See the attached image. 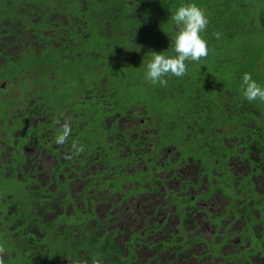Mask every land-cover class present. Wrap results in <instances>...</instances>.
I'll list each match as a JSON object with an SVG mask.
<instances>
[{
    "label": "trees",
    "instance_id": "obj_1",
    "mask_svg": "<svg viewBox=\"0 0 264 264\" xmlns=\"http://www.w3.org/2000/svg\"><path fill=\"white\" fill-rule=\"evenodd\" d=\"M190 3L203 9L209 19L201 33L209 54L199 63L188 62L183 78L168 77L167 86L153 85L145 79L152 51L175 55L172 45L177 30L171 15L180 5ZM244 73H251L264 87V0H0V80H9V86L22 91L24 96H16L24 102L25 97L45 96L41 107L45 120L22 127L21 135L25 139L33 134L40 144L46 141L45 154L58 160L63 185L73 182L74 186L76 180L83 185L76 192L79 200L90 199V194L106 204L119 188L120 169L115 167V159L108 158L106 135L122 130L114 122L109 131L103 127L86 131L85 136L73 126L68 142L52 147L51 137L57 135L53 134L57 132L53 118L64 115L63 120L78 125L81 119L84 124L93 113L98 114L99 104L105 101L109 117L126 116L132 123L138 112H144L154 121L156 137L181 139L178 142L190 144L194 151L207 144L210 130L245 125L253 117V109L264 115V103H250L243 96ZM131 131L121 132L122 143ZM77 135L85 151L68 159ZM8 187L14 192L10 195L14 206L0 214V227L16 226L0 229L9 244L6 264H93L95 260L101 264H162L163 249L175 244L157 231L148 251L142 247L134 251L127 241L119 244L121 234L131 230L143 238L149 232L142 235L127 221L109 220L84 205L57 212L45 201L46 213L56 215L44 219L35 208L42 200L39 204L33 191L14 179ZM50 197L54 204L62 202L60 196ZM2 216L6 220L1 221ZM152 229L156 233V227ZM31 230L36 231H32L35 243L26 237ZM56 252L58 262H49L47 258ZM72 254L77 255L68 258ZM147 254L150 259L144 260ZM35 257L44 261L32 262Z\"/></svg>",
    "mask_w": 264,
    "mask_h": 264
},
{
    "label": "flooded vegetation",
    "instance_id": "obj_2",
    "mask_svg": "<svg viewBox=\"0 0 264 264\" xmlns=\"http://www.w3.org/2000/svg\"><path fill=\"white\" fill-rule=\"evenodd\" d=\"M9 83V80H0V111L5 110L0 114V180L7 184L14 179L33 191L39 204L42 200L41 206L35 208L44 219L56 215L54 211L46 213L43 208L45 201L51 202V209L57 208V212L90 206L101 217L109 216V220L120 222L125 220L134 230L140 229L142 235L149 232L143 238L134 236L131 230L121 234L119 244L124 245L127 241L128 247L134 251L139 247L148 251L150 239L156 238L152 236L163 231L164 236L175 244H168L163 249L159 258L162 264L207 260L213 264H264V115L253 109V117L245 125L240 126L239 123L235 128L226 126L217 131L210 130L207 144H200L193 151L190 144L178 142L181 139L156 137L157 131L152 127L154 121L146 113L138 112L136 121L132 123H128L126 116L115 120V117H109L105 101L101 102L98 125L97 113L85 119L84 124L80 119L78 125L74 121L71 125L79 127L76 129L84 135L86 131L103 127L109 131L114 122L122 130L106 135L110 141L108 158L111 157L112 162L115 159V167L120 169V174L117 177L119 188L112 194L108 193L109 202L104 204L99 197L90 194V199L79 200L76 192L83 185L78 180L74 186L73 182H70L72 186L63 185V178L57 172L58 160L45 154L46 141L38 143L33 134L23 139L22 127L36 125L44 119L41 107L45 96L25 97L24 102L14 95L15 87ZM63 117L52 119L57 130L60 126L57 121L63 123ZM126 129L132 131L122 143L121 132H126ZM51 138L54 140L55 135ZM76 141H79L78 137ZM50 144L57 147L54 142ZM14 152L17 157L13 156ZM96 161L95 154L93 162ZM10 195L7 208L14 206ZM51 195L62 197L60 205L54 204ZM3 219L6 217L2 216L1 221ZM17 221L20 222L19 219ZM15 226L8 223L0 229ZM152 227H156V233ZM32 231L26 232V237L35 243L32 233L36 231ZM169 249L170 253L166 254ZM150 256L147 254L144 260H149ZM56 257L57 252L47 259L57 263ZM30 260L44 261L41 257Z\"/></svg>",
    "mask_w": 264,
    "mask_h": 264
},
{
    "label": "clouds",
    "instance_id": "obj_3",
    "mask_svg": "<svg viewBox=\"0 0 264 264\" xmlns=\"http://www.w3.org/2000/svg\"><path fill=\"white\" fill-rule=\"evenodd\" d=\"M171 20L177 30L172 45L175 55L166 56L162 52L152 51V58L146 65L145 79L153 85L167 86L168 77L183 78L188 72V62L199 63L209 54L207 41L201 35L209 24L203 9L195 3L182 4L171 15ZM214 36L219 39L220 33L216 32ZM241 87L248 102L264 103V87L253 79L251 73H244ZM57 124L60 126L54 143L64 145L72 134L71 120H64L63 123L58 120ZM71 149L68 159L85 151L84 145L75 140L71 142ZM6 255V247L0 243V264H6ZM93 264H101V261L95 260Z\"/></svg>",
    "mask_w": 264,
    "mask_h": 264
},
{
    "label": "rangeland",
    "instance_id": "obj_4",
    "mask_svg": "<svg viewBox=\"0 0 264 264\" xmlns=\"http://www.w3.org/2000/svg\"><path fill=\"white\" fill-rule=\"evenodd\" d=\"M44 51H48V49H44ZM13 92H14V95L15 96H16V93L19 94V95H21V96H24V93L22 91H20V90H17V88H13ZM0 106H2L1 105V102H0ZM15 108H16V110L18 109L17 104H15ZM99 117H100V114H96V125L99 124ZM82 122L83 121L81 120V123ZM192 128H193V130H196V128H194V127H192ZM77 137H78V135H77ZM13 156L14 157H17L18 155L14 152L13 153ZM13 156H10V158L12 159ZM1 160L2 159H0V161ZM16 164L17 163H15V165ZM9 194L14 195V192L12 193V190L9 189L8 183L6 184V183H4L3 181L0 180V208L2 210V215H4L5 213H7V211H8L7 207L10 206L9 205V202L7 203V199H8V195ZM134 236H135V233H134ZM40 241L46 242V240H40ZM0 243L4 244L5 247H8V245H9L8 242L4 239V234H2V233L0 234ZM14 263L17 264V262H14ZM22 264H23V262H22Z\"/></svg>",
    "mask_w": 264,
    "mask_h": 264
}]
</instances>
